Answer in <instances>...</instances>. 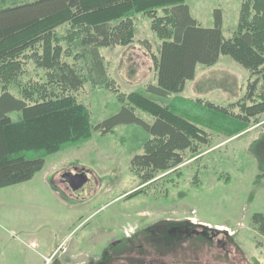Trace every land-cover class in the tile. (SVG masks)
<instances>
[{
	"label": "rangeland",
	"instance_id": "rangeland-1",
	"mask_svg": "<svg viewBox=\"0 0 264 264\" xmlns=\"http://www.w3.org/2000/svg\"><path fill=\"white\" fill-rule=\"evenodd\" d=\"M34 1L0 0V10ZM243 3L186 0L192 16L207 29L215 26L219 10L226 40L237 32ZM140 25V36L147 34L144 21ZM57 32L66 36V26ZM132 44L100 49L108 87L87 82L72 93L89 109L93 127L122 111L123 95L138 92L162 107L171 105L176 114L197 124L209 142L182 152L183 163L167 172L131 168L152 140L136 124L119 125L106 134L95 131L91 140L54 155L27 153L28 159L43 158L46 166L32 181L0 190V264H97L92 260L103 250L105 257L131 264L127 258L139 251L138 243L125 241L111 248L109 243L163 223L200 226L199 236L185 239L179 253L176 244L174 249L170 245L167 264H264V236L252 221L255 214H264V114L246 119L241 110L243 104L263 101L262 83L247 97L259 76L223 56L213 67L198 66L185 93L169 99L149 95L146 90L157 77V42L141 39ZM62 45L67 49V42ZM78 52L65 60L87 74L85 62L73 58ZM24 70V83L45 77L34 61L27 60ZM13 93L18 95V90ZM136 114L149 124L154 121L141 110ZM76 169L90 180L86 197H75L61 182ZM146 173L152 174L148 181L143 179ZM157 233L151 242H177ZM77 250L83 252L75 258Z\"/></svg>",
	"mask_w": 264,
	"mask_h": 264
},
{
	"label": "trees",
	"instance_id": "trees-1",
	"mask_svg": "<svg viewBox=\"0 0 264 264\" xmlns=\"http://www.w3.org/2000/svg\"><path fill=\"white\" fill-rule=\"evenodd\" d=\"M140 15L151 20V30L162 41L155 60L157 85H150L146 94L165 99L179 96L186 84L194 81L198 66L213 67L223 56L259 76L249 86L248 99L260 83L264 88V0H244L237 32L227 40L219 10L214 14L215 26L207 29L192 16L186 0H36L3 8L0 190L28 183L44 170L45 160L28 159L27 153L54 155L68 145L91 140L95 131L106 134L119 125H139L152 138L145 154L134 158L132 169L167 172L183 163L182 152L209 142L197 124L176 114L171 105L162 107L145 94L123 95L122 111L97 127L92 125L89 109L72 95L87 82L108 87L100 49L132 44L135 20ZM65 26L66 36L61 37L57 31ZM63 42H67V49ZM75 49L79 52L73 58L85 62L87 74L66 61ZM27 60L45 71V79L22 82ZM137 110L151 115L153 123L138 117ZM241 110L246 119L264 114V98L250 107L243 104ZM150 178V173L143 176L147 181ZM252 218L264 236V214Z\"/></svg>",
	"mask_w": 264,
	"mask_h": 264
},
{
	"label": "flooded vegetation",
	"instance_id": "flooded-vegetation-1",
	"mask_svg": "<svg viewBox=\"0 0 264 264\" xmlns=\"http://www.w3.org/2000/svg\"><path fill=\"white\" fill-rule=\"evenodd\" d=\"M82 171H78L77 169L73 172V175H80L83 174ZM61 182L66 186V190L71 192L75 197L80 198L74 193V189L77 187L78 183H71V181L66 178L64 179L63 176L61 178ZM89 184L87 190L89 191L90 189ZM200 226H182V225H172V224H161L157 225L154 228L151 229V227H146L145 229L142 230H137L133 232L131 235L126 236L124 240L121 241H112L109 243V248L111 247H117L120 246L121 243L125 241H132L138 243V249L139 251L137 253H133V257H128L127 259L131 264H167L168 257H165V254L169 251L170 245L171 249H174V244H176V249L179 253L181 250V244L185 239H190L199 236L200 232L197 231ZM154 229V230H153ZM157 229V230H156ZM157 231V234L162 235V239L166 240L167 237L169 238H174L176 239V243L173 242V244H170L167 242L166 245L162 243V245L158 243H153L150 241L149 238H151L152 235H154V232ZM146 248H149L150 252L148 253L146 251ZM165 249V250H163ZM145 250V251H144ZM154 251V253H153ZM105 251L103 250L100 253V256L98 257L97 260H92L93 262L95 261L97 264H124L121 260L120 257H105ZM136 254V255H135ZM88 263V262H87ZM94 264V263H93Z\"/></svg>",
	"mask_w": 264,
	"mask_h": 264
},
{
	"label": "crops",
	"instance_id": "crops-1",
	"mask_svg": "<svg viewBox=\"0 0 264 264\" xmlns=\"http://www.w3.org/2000/svg\"><path fill=\"white\" fill-rule=\"evenodd\" d=\"M197 20V19H196ZM144 21V23L146 24V27H147V34H142L141 36H140V29H141V27L140 26H142V25H140L142 22ZM198 21V20H197ZM199 23H200V21H198ZM201 24V23H200ZM201 26H202V24H201ZM205 28V27H204ZM142 37V38H141ZM141 39H143V40H145V39H152V41H154V42H157V56H155V58H158V52H159V48H160V46L162 45V41L156 36V34L151 30V20L148 18V17H145V16H142V15H140V16H137L136 17V20H135V36H134V41H136V42H139V40H141ZM133 45V44H132ZM131 46V45H130ZM105 50V49H104ZM100 53H101V50H100ZM101 56H102V54H101ZM103 58H104V56H102ZM198 69V68H197ZM197 73V72H196ZM197 75V74H196ZM197 77V76H196ZM195 77V78H196ZM194 81H195V79H194ZM193 82V81H192ZM190 83V82H189ZM189 83H187V85H186V87H185V90H184V92L183 93H185L186 91H187V87H188V84ZM154 86H156L157 85V77H156V83L155 84H153ZM182 93V94H183ZM46 166V165H45ZM79 250V249H78ZM75 251V252H73V254L72 255H77V256H75V258H78V254H80V252H83V251Z\"/></svg>",
	"mask_w": 264,
	"mask_h": 264
},
{
	"label": "water",
	"instance_id": "water-1",
	"mask_svg": "<svg viewBox=\"0 0 264 264\" xmlns=\"http://www.w3.org/2000/svg\"><path fill=\"white\" fill-rule=\"evenodd\" d=\"M63 178H68L71 183H78L77 187L74 189V193L79 197H86L88 195V186L90 184V180L88 176L83 173L80 175H73V174H65Z\"/></svg>",
	"mask_w": 264,
	"mask_h": 264
}]
</instances>
